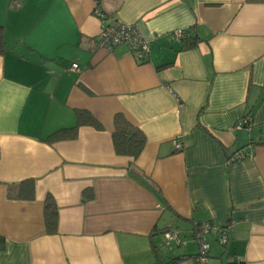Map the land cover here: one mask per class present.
<instances>
[{
    "label": "crops",
    "instance_id": "crops-1",
    "mask_svg": "<svg viewBox=\"0 0 264 264\" xmlns=\"http://www.w3.org/2000/svg\"><path fill=\"white\" fill-rule=\"evenodd\" d=\"M95 9L139 28L145 61L98 45ZM0 25V264H194L204 222L229 226L205 234L207 264H264V0H0ZM77 110L101 128L45 140ZM116 115L145 136L135 159L114 151ZM28 179L33 198L8 195Z\"/></svg>",
    "mask_w": 264,
    "mask_h": 264
},
{
    "label": "built area",
    "instance_id": "built-area-1",
    "mask_svg": "<svg viewBox=\"0 0 264 264\" xmlns=\"http://www.w3.org/2000/svg\"><path fill=\"white\" fill-rule=\"evenodd\" d=\"M95 16L99 18L100 21V31L98 45L107 50L111 51L118 45L125 44L132 51L135 58L139 62L146 60V55L149 53L150 40L146 38L139 28L127 22H123L114 16H106L99 9H95ZM184 34V30L177 29L170 33V39L175 41H180ZM78 69L77 63H72L69 70ZM249 121L248 116L241 118L234 128H242L247 126ZM173 145L175 149L181 150L183 148V142L180 136L173 139ZM251 155V151L245 148L238 150L231 156V160H239L245 156ZM209 231H217L219 237V243L225 244L228 238L229 226H224L222 228H216L213 224L209 222L198 223L195 225V238L198 241V252L195 256L194 264H207L208 263V250L209 244L205 239V234ZM164 245L171 248L172 243L178 244L180 242V237L177 231L167 230L163 234Z\"/></svg>",
    "mask_w": 264,
    "mask_h": 264
},
{
    "label": "trees",
    "instance_id": "trees-1",
    "mask_svg": "<svg viewBox=\"0 0 264 264\" xmlns=\"http://www.w3.org/2000/svg\"><path fill=\"white\" fill-rule=\"evenodd\" d=\"M184 35V34H183ZM197 37L182 36V47H192L197 42ZM4 50V32L3 26L0 25V52ZM76 124L73 127L61 128L54 131L47 136L45 140L55 141L59 139L73 138L77 134V129L81 125H90L97 129L101 128L100 123L93 117V115L86 110H77ZM246 127V126H243ZM113 148L116 154L125 155L133 159L137 158L141 153L144 144L145 136L140 129L129 123L123 116L116 115L114 118V130L112 132ZM233 155V154H232ZM9 196L19 199H31L34 196V183L31 179L20 182L14 192L9 188ZM44 217L47 232L54 233L57 224V209L50 198L47 196L44 203ZM176 259H172L164 264H172Z\"/></svg>",
    "mask_w": 264,
    "mask_h": 264
}]
</instances>
